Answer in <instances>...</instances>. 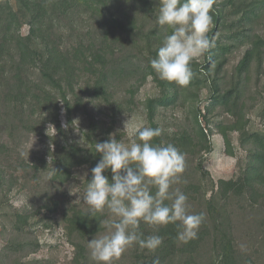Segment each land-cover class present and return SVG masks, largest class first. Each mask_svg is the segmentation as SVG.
I'll use <instances>...</instances> for the list:
<instances>
[{"label":"rangeland","instance_id":"rangeland-1","mask_svg":"<svg viewBox=\"0 0 264 264\" xmlns=\"http://www.w3.org/2000/svg\"><path fill=\"white\" fill-rule=\"evenodd\" d=\"M9 1L14 9H19L16 0ZM249 8L254 10V15H249L248 18L246 13ZM219 10L222 17L219 18L218 25L213 19L211 30L216 29L213 35L215 47L210 49L216 50L217 63L211 64L206 53L192 63L199 65V69L202 66L204 68L210 66L213 70L220 69V71L211 69L213 72L210 75L201 73L205 85L198 93V108L202 114L199 121L208 133V149L201 151V147L198 146L195 155H184L185 171L181 176V182L173 187L179 188L186 195L188 193L186 189L190 190L189 197L187 196L189 213L203 212L207 216V221L209 219L211 223L210 237L207 236L204 245L199 247L194 256L197 263L194 264H208L210 260L218 263L219 251H214V241L211 238L216 235L218 229L223 234H231L237 258L242 263L253 260L255 264H264V201L260 206L251 208L247 206L244 198H231L226 206V201L222 200L219 190L220 181L237 179L245 170L252 155L250 151L255 146L253 136L257 134L264 136V59L254 63L251 71L244 73L242 78L236 72L237 65L254 40L253 36L258 35L264 40V0H215L212 17ZM125 11L131 14L128 7L124 6V11L123 6L119 8L121 16ZM22 20L25 18L22 17ZM68 21L64 24L68 26L66 35L77 32L71 34L72 43L79 34H89L92 23L85 17L80 19L75 17L70 20L71 22ZM139 21L144 23V33L139 37L122 36L120 40H123V45L116 56L115 62L118 66L111 83V92L117 104H124L125 113L120 116L114 117L109 107L101 105L91 97L92 84L88 85L90 81L88 77H82L76 86L75 96L71 97L73 106L71 121L68 120L63 106L60 107L58 119L62 131H59L56 125L45 123L47 115L40 112L41 114L31 117L30 109L21 108L16 101L28 93L27 101L34 103L30 97L35 94L33 90L37 88L36 84L40 80L38 70L28 68L20 77L8 64L6 66L8 72L0 71V172L4 178L1 180L5 181V185L0 189V264H72L75 248L65 235L63 218L65 212L72 208L88 212L83 194L90 168L88 166L74 168L71 179L60 184L52 178V171L57 168L54 160H57L63 148L76 145L90 150L95 148L96 143L107 141L111 135H115L117 140L124 143H130L136 139L139 130L146 126L150 127L145 102L161 95L159 84L150 76L134 96L130 90L137 76H142L144 72L141 67H145L154 58L145 46L144 38L147 37V32H157L164 37L167 30L157 24L156 18L150 20L140 17ZM28 32L29 26L23 24L21 35L27 36ZM224 47L228 48L226 52L222 50ZM209 77L211 83L208 81ZM213 81L220 85V94L234 92L233 102H237L244 120L248 122L246 133L230 134L233 157L226 152L224 139L218 134L216 125L219 120L229 122L232 117L221 107L211 118H205V108L211 104L210 87ZM179 88L176 105L158 110L156 115L158 128L169 142H172L174 136L188 133L198 143L201 137L189 107L193 104L190 93H194V89ZM125 121H128L126 129ZM89 138L94 141L93 144ZM199 163H202L203 167L201 173L197 170ZM198 185L201 190L196 189ZM213 198L216 199L219 212L207 215L206 203ZM56 201L61 203L57 213L51 214L44 209L45 205L52 207ZM15 211H28L33 214V219L24 232H16L13 228L11 217ZM103 215L105 219L108 218L107 212ZM147 229L155 230L154 227L147 225L145 233H148ZM105 231L106 229L102 233ZM94 237L82 240L87 251L85 264H95L88 248V241ZM241 244L246 246L244 250H241ZM143 260H149L148 249L134 245L129 247L115 264H144ZM167 260L173 262L168 261L166 264H178V260L191 259L186 255Z\"/></svg>","mask_w":264,"mask_h":264},{"label":"trees","instance_id":"trees-1","mask_svg":"<svg viewBox=\"0 0 264 264\" xmlns=\"http://www.w3.org/2000/svg\"><path fill=\"white\" fill-rule=\"evenodd\" d=\"M16 1L19 7L18 10L13 8L9 0H0V71L1 73L8 72L6 66L10 64L12 70H16L17 75L20 77L22 72L28 68H35L40 74V80L36 84L37 88L33 90L35 94L30 97L34 103L27 101L29 94L26 93L22 95L20 100H16L20 107L29 108L30 113H32L29 115L31 117L42 112L43 115H47L45 123L54 124L59 131H62L58 119L60 107L63 106L67 112L68 120L71 121L73 115L71 97L75 96L76 86L80 79L88 77L90 80L88 85L92 84L90 87L91 97L99 101L101 105L109 107L114 117L124 114V104H117L111 92V83L118 66L115 62L116 56L123 45V40H120V38L122 36L139 37L140 34L144 33V23H140L139 18L143 17L150 20L156 18L159 11L157 0ZM121 6H123V11L124 6L128 7L131 14L125 11L121 16L119 13ZM246 14L249 18V15H254V10L249 8ZM22 17L25 20H22ZM75 17L79 19L85 17L92 25L89 34H79L78 38L72 43L73 37L71 34L77 32H70L66 35L65 31H68V26L64 24L68 20V22H71L70 20ZM221 17L222 12L220 10L213 15L216 25H218ZM249 20L252 21V18ZM23 24L29 26L27 36L21 35ZM170 33L171 29H167V34ZM215 33L216 29L213 28L209 33V38L211 39ZM162 37L157 32L150 31L147 32V37L144 38L146 49L151 52L154 58H157V51L161 46ZM253 39L250 48L246 50L236 67V72L240 78L244 73L247 74L251 71L254 63L264 59V40L258 35L253 36ZM222 50L226 52L228 48L224 47ZM215 51L209 50L206 53V57L213 65L217 63L218 59ZM141 68L144 69V72L142 76H137L130 92L134 96L150 76L154 77L159 84L161 95L147 99L145 108L150 127L158 128L156 122L158 110L176 105L180 88L174 83L158 78L150 63ZM191 68L194 76L188 86L181 88L182 90L194 89V93H190L193 104L189 107L193 114L194 123L198 126L201 141L196 143L194 137L188 133L174 136L172 142H169L162 134L153 140V144L156 145L172 143L184 155H195L198 146L201 147V151L208 149V133L199 121L202 114L198 108V93L205 85L201 73L205 72L210 75L217 70L216 68L213 70L210 66L205 68L202 66L201 70L197 64H191ZM217 71H220V69ZM208 81L211 83L210 77ZM211 85V104H208L205 108V118H211L212 114L221 107L232 117L229 122L219 120L216 125L218 134L224 139L226 152L233 157L234 150L230 134L239 133L243 135L244 132L246 133L248 122L246 119L244 120L237 102H233L234 97L232 98V95L234 92L220 94V85L216 84L215 81ZM106 133L110 134L109 131H106ZM87 136H89V133ZM253 138L255 139V146L250 151L252 155L242 174L237 179L222 180L219 183L220 196L222 200L226 201V206L231 198H244L247 206L251 208L260 206V203L264 201V136L257 134ZM89 141L92 144L94 143L91 138H89ZM100 159L101 156L95 152L94 147L90 150L79 148L76 145L63 148L57 160H54L57 163V168L52 171L53 181H58L60 184L67 183L71 179L72 170L84 166L90 168L88 180H91V169L96 166ZM202 169V163H199L197 165L198 172L201 173ZM105 175L111 179L112 173L108 170ZM2 178L3 175L0 172V189L5 185V181L1 180ZM199 185L196 187L197 190H201ZM186 191L189 197L190 190L186 189ZM166 203H170V201H166ZM206 204L208 206L207 215L219 212L215 198L208 200ZM60 208L61 203L58 201L52 207L46 205L44 207L51 214L57 213ZM31 219H33L31 212L15 211L11 217L14 230L24 232ZM63 220L65 222V235L75 248L72 264H85L87 251L82 240L91 238L105 230V227L100 226L99 223V221L105 220V216L97 213L94 218L87 211L72 208L65 212ZM210 224L206 216L202 227L200 226V230H198V238L184 243L177 240L179 229L175 224L160 226L155 230L147 229L148 233H145L144 230L147 224L141 223L139 231L145 237L159 235L163 238V243L156 251L148 250L149 260H143L144 264H153V261L157 259L159 264H166L168 261L173 262L167 259L186 255L191 260H178V264L197 263L194 256L199 247L206 242L207 236L210 237ZM215 234L211 236L214 241L213 249L219 251L220 258L218 263L215 260H210L208 264H244L237 258V250L231 234H223L219 229L216 230ZM245 264H255V261L249 260Z\"/></svg>","mask_w":264,"mask_h":264},{"label":"clouds","instance_id":"clouds-1","mask_svg":"<svg viewBox=\"0 0 264 264\" xmlns=\"http://www.w3.org/2000/svg\"><path fill=\"white\" fill-rule=\"evenodd\" d=\"M156 22L171 33L163 37L157 58L150 61L161 80L178 87L190 84L194 73L191 64L215 47L209 38L215 0H157ZM128 126L125 121L124 128ZM159 128L143 127L130 143L111 135L96 143L101 159L91 169L92 178L84 190L83 201L91 217L107 212L99 221L106 231L88 241L95 264H115L129 247L156 251L163 243L159 235L145 237L141 223L154 228L177 225V240L187 243L198 238L206 214L189 213L188 197L173 185L181 182L185 156L173 144L156 145ZM110 170L111 179L105 175ZM154 190V191H153ZM170 201V203H166ZM241 244V250L245 249ZM153 264H159L154 260Z\"/></svg>","mask_w":264,"mask_h":264}]
</instances>
